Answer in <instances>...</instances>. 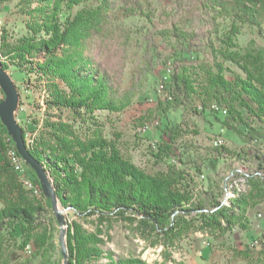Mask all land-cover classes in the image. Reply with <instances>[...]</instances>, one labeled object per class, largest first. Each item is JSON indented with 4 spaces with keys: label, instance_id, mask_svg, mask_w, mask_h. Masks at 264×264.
<instances>
[{
    "label": "trees",
    "instance_id": "obj_1",
    "mask_svg": "<svg viewBox=\"0 0 264 264\" xmlns=\"http://www.w3.org/2000/svg\"><path fill=\"white\" fill-rule=\"evenodd\" d=\"M11 1L28 17L26 34L2 45L0 57L6 62L0 65L20 75L31 71L43 82L46 108L76 115L122 112L137 94L133 86L121 89L131 62L137 84L146 78L162 82L168 93L156 102L150 120L157 121L153 157L173 158L180 167L169 164L163 173L150 175L135 167L101 135L77 138L65 123L44 120L45 130L31 145L22 130L25 148L48 175L61 209L79 219L132 215L163 234L185 217L222 231L241 226L252 198L264 199V151L248 156L244 149L197 147L194 125L184 118H210L244 147L255 141L264 149V63L238 44L244 30L264 41V11L257 8L264 0H0V6ZM130 19L140 20V26L119 24ZM176 113L179 122L170 118ZM9 146L14 142L0 119V264H47L52 241L36 232L46 209L17 182L6 159ZM219 163L229 173L238 167L248 171L250 191L235 193L228 205L221 200ZM206 172L216 179L196 189L194 177ZM27 174L36 178L29 166ZM45 203L50 209L48 198ZM5 229L21 238L17 248L1 238ZM66 239L67 264H146L113 258L96 233L75 222ZM258 242L263 245L258 238L252 244ZM30 243L36 250L24 258L19 251ZM258 258L257 264H264V250Z\"/></svg>",
    "mask_w": 264,
    "mask_h": 264
},
{
    "label": "rangeland",
    "instance_id": "obj_2",
    "mask_svg": "<svg viewBox=\"0 0 264 264\" xmlns=\"http://www.w3.org/2000/svg\"><path fill=\"white\" fill-rule=\"evenodd\" d=\"M257 8L264 11L263 3L259 4ZM27 21L28 17L19 13L16 1L0 6V51L3 44L12 43L26 34L25 22ZM119 24L125 28H134L140 26L141 21L130 19ZM238 44L245 49L244 53H251L258 62L264 63V41L255 33L244 30ZM2 59L4 58L0 57V62H6ZM134 68L132 62L127 65L121 85L122 90L131 86L137 90L132 104L119 113L97 112L93 115H83V112L80 113L81 115H76L68 110L58 111L46 108L44 100L47 93L43 87V82L36 78L31 71H26L25 75H20L13 72L12 69L6 70L5 73L16 87L18 95L14 112L15 122L22 130L28 132L33 140L38 139L39 134L45 130L43 125L46 119L53 123L67 124L70 126L73 135L81 140H88L101 135L104 139L115 144L123 158L150 175L165 172L169 164L180 167L173 158L167 161L153 157L155 150L151 144L157 138L156 126L147 130L148 133L146 134L139 131L140 126L147 125L154 118L156 102L160 100L157 91L159 82L146 78L142 83L137 84L133 79ZM5 98V91L0 84V100L4 102ZM4 112L5 106L1 108L3 120L5 119ZM47 116H51V118ZM179 116L180 113H176L170 118L179 122ZM184 121L194 125L192 130L196 131L197 135L192 137V140L195 142V146H210L212 136L218 132V124L210 118L197 116H186ZM224 137L225 147L229 150H245L243 143L234 134L225 132ZM235 168L237 169V166ZM241 171H244L243 167L241 169L238 167L237 172L229 173L230 171L224 163H219L216 168L224 188L230 185L237 186V189L246 195L250 191V185L248 187L246 180L243 179L244 175L228 179V177L235 176ZM204 174L203 180L194 177L196 189H206L207 180L216 179L210 172ZM29 176L34 185H39L37 178ZM17 182L22 185L19 179ZM22 188L30 199L46 209V212L37 221L39 229L36 232L45 235L47 241L50 239L53 248L48 249L45 254L46 259L43 262L65 264L60 252V227L52 209H47L46 197L39 189H35L36 192H33L23 185ZM251 204L253 207L247 209L244 218L240 221L241 226L235 225L222 231L204 227L196 217H185L174 231L166 234L160 232L152 224L132 215H94L79 219L68 210L61 208L60 210L63 214L64 230L66 231L65 245L68 230L71 224L75 222L80 224L84 230L96 233L102 240L104 250L111 253L115 259L134 258L140 259L146 264H257L259 253L264 250V199L254 197ZM1 206L0 202V208ZM258 213H261L262 216L258 217ZM9 232L8 229H5L1 233V238L8 246L15 249L20 245L21 238L18 234L13 233L14 236H12ZM257 238L261 240L263 245L259 242L252 244ZM29 246V252H26V247L19 251L22 257L25 258L36 250L32 243ZM37 262L39 263V261ZM101 262H106L104 255Z\"/></svg>",
    "mask_w": 264,
    "mask_h": 264
},
{
    "label": "water",
    "instance_id": "obj_3",
    "mask_svg": "<svg viewBox=\"0 0 264 264\" xmlns=\"http://www.w3.org/2000/svg\"><path fill=\"white\" fill-rule=\"evenodd\" d=\"M0 84L2 85L6 94L5 101L4 102L2 101L0 104V119L3 125L6 127L9 136L13 140L18 154L23 159L25 165L29 166V168H31L34 171L35 176L39 182L41 191L43 192L44 196L48 198L50 201L51 209L55 215L57 224L60 227V234H59V241L61 246L60 252L66 264L67 252H66V245L64 242L66 231L64 230L63 214L62 211L60 210L57 197L55 195L52 184L48 178V175L44 172L42 167L31 158V156L29 155V153L25 148L24 141L22 138V129L16 124L14 117V112L18 100L16 87L11 82L10 77L2 69L1 65H0ZM3 106H5L4 120L1 114V108Z\"/></svg>",
    "mask_w": 264,
    "mask_h": 264
},
{
    "label": "built area",
    "instance_id": "obj_4",
    "mask_svg": "<svg viewBox=\"0 0 264 264\" xmlns=\"http://www.w3.org/2000/svg\"><path fill=\"white\" fill-rule=\"evenodd\" d=\"M157 91H158V94L160 96V100L168 98V93H167V91H166V89H165V87H164L162 82L159 83ZM211 109L219 111L221 115H225L226 114V110L224 108L219 107V106L212 105ZM156 125H157V121L156 120L149 121L147 125L140 126L139 131H141L143 133V132L149 130L150 128H152L153 126H156ZM224 133H225V130L223 128H219L218 132L214 136H212V141H211L210 146H212V147L225 146ZM151 147L155 148L154 143L151 144ZM244 148H245V151H246L248 156H250L252 151L256 150V149L261 151V152L264 151V149L258 143H256L255 141H252V142L248 143ZM14 149H16L15 145H14ZM21 163H24V161L19 156L18 168H12V169H14L16 171H19L20 176H22V174H21ZM240 175H247L248 176V171H246V170L241 171L238 174H236L235 176L228 177V179H231L233 177L240 176ZM196 177L199 180H203L205 178L204 175H198ZM29 183H30L31 186H33L34 189H38V186L34 185L32 182H29ZM257 216L261 217L262 214L258 213ZM29 249H30V247H28L26 252H29Z\"/></svg>",
    "mask_w": 264,
    "mask_h": 264
},
{
    "label": "bare ground",
    "instance_id": "obj_5",
    "mask_svg": "<svg viewBox=\"0 0 264 264\" xmlns=\"http://www.w3.org/2000/svg\"><path fill=\"white\" fill-rule=\"evenodd\" d=\"M24 134H25L26 143L28 145H31L32 143H34L31 135L28 134V132H26ZM5 153H6V159H7L8 163H9L11 169L12 168H18V162H19V156L20 155L18 154L17 150L14 149V147L9 146L7 148V151ZM12 170L16 173V175H17V177L19 179V182L24 187L28 188V190H31L33 192H36V190L33 188V186H31L30 183H29L31 181L28 178L27 166L25 165V163H21V174H22V176H20L19 171H16L14 169H12ZM245 176L246 175H244L243 179H245L246 180V183H247V179H246ZM235 193H238V194L241 193L240 190L237 189V186H234L233 187L232 185H230V186L225 187L224 188V195H223L222 202L225 205H228V201L231 200L235 196ZM224 204H223V206H224ZM28 247H30V246H27L26 249H28Z\"/></svg>",
    "mask_w": 264,
    "mask_h": 264
}]
</instances>
